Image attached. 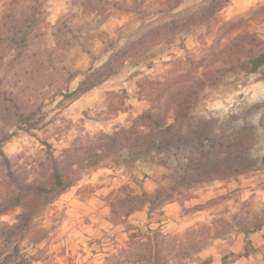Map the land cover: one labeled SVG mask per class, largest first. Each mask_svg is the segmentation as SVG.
<instances>
[{
  "label": "rangeland",
  "instance_id": "rangeland-1",
  "mask_svg": "<svg viewBox=\"0 0 264 264\" xmlns=\"http://www.w3.org/2000/svg\"><path fill=\"white\" fill-rule=\"evenodd\" d=\"M88 1L44 0L47 36L54 45L52 56L28 83H6L15 90L18 102H35L42 108L39 128L17 129L3 144L5 153L26 165L31 175L48 153L61 157L76 139L130 124L150 107L142 84L165 79L176 63L186 67L187 58L204 54L214 37L206 25L170 35L127 58L117 72L76 96L72 91L84 72L118 51L142 18H154L152 12L160 5V0H143L140 7L136 6L139 0ZM261 4L264 0H229L219 12L220 21L247 17ZM54 25L61 28L59 42L53 34ZM250 29L264 39V20L253 22ZM43 55L47 58L46 52ZM190 114L191 118L225 120L228 129L243 121L257 125L259 137L252 155L258 168L182 187L151 214L144 206L133 211L126 222H119L112 218L110 203L121 194V188L129 185L142 193L169 186L171 169L149 156L124 162L120 155H109L81 168L74 185L47 206L40 217L47 229L43 240H24L1 259L6 258V264H125V252L135 245L130 234L151 226L196 241L199 249L186 258L185 264H223L224 257L230 260L226 264H262L264 227L250 235L255 250L238 256L245 236L232 215L239 212L249 218H264V123L260 122L264 119V66L253 72L232 71L219 83L206 85ZM12 115L10 111L8 120L0 118V127L14 131ZM20 211L17 208L0 215V226L13 224Z\"/></svg>",
  "mask_w": 264,
  "mask_h": 264
},
{
  "label": "trees",
  "instance_id": "trees-1",
  "mask_svg": "<svg viewBox=\"0 0 264 264\" xmlns=\"http://www.w3.org/2000/svg\"><path fill=\"white\" fill-rule=\"evenodd\" d=\"M1 1L0 118L8 120L7 115L12 111L15 130L0 127V215L17 208L21 211L13 224L0 226V264H6V258L1 259L3 254L15 249L20 242L43 240L47 229L40 217L47 206L74 185L81 168L97 164L109 155H120L124 162L149 156L171 169L169 186L142 193L135 192L129 185L121 188V194L110 203L112 218L119 222H126L133 211L144 206L151 214L182 187L226 179L258 168L252 155L259 137L257 125L243 121L228 129L225 120L191 118L190 113L206 85L219 83L232 71L253 72L264 66V39L250 29L253 22L264 20V4L247 17L220 21L219 12L229 0H192L190 3L160 0V5L152 12L156 16L150 20L142 18L118 51L84 72V78L72 93L79 96L87 92L147 46L199 25H206L207 32L214 34L206 52L187 58L186 67L181 68L176 63L163 80H146L142 93L150 101V107L132 118L130 124H121L112 132L76 139L63 150L61 157L48 153L31 175L26 165L18 164L5 153L3 144L17 129L39 128L42 108L35 102H18L15 90L6 83H28L34 78V72L40 71L47 59L50 60L54 45L47 36L49 22L44 0ZM96 1L101 0L88 2ZM142 3L143 0H139L136 6ZM116 5L131 9V6ZM59 26L54 25L53 32L58 42ZM108 50L105 47V51ZM45 52L47 58L43 55ZM260 122L263 124L264 119ZM182 156L186 157L185 161ZM261 165L264 168V156ZM232 219L245 236L244 248L238 256H248L255 250L250 235L264 227V218H249L236 212ZM130 236L135 245L125 252V264H185L186 258L199 249L196 241L183 240L180 235L165 232L160 227L148 226L146 231L139 230ZM228 262L230 260L224 257L223 264Z\"/></svg>",
  "mask_w": 264,
  "mask_h": 264
}]
</instances>
